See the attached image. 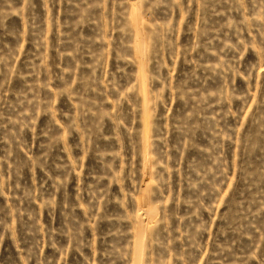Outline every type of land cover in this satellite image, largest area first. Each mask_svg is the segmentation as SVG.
Segmentation results:
<instances>
[{
    "label": "rangeland",
    "instance_id": "rangeland-1",
    "mask_svg": "<svg viewBox=\"0 0 264 264\" xmlns=\"http://www.w3.org/2000/svg\"><path fill=\"white\" fill-rule=\"evenodd\" d=\"M0 264H264V0H0Z\"/></svg>",
    "mask_w": 264,
    "mask_h": 264
}]
</instances>
